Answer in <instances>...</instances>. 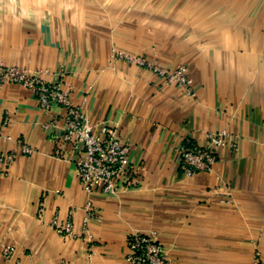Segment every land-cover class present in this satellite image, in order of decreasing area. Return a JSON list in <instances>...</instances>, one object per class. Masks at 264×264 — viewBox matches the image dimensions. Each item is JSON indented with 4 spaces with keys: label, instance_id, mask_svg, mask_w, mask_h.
<instances>
[{
    "label": "crops",
    "instance_id": "1",
    "mask_svg": "<svg viewBox=\"0 0 264 264\" xmlns=\"http://www.w3.org/2000/svg\"><path fill=\"white\" fill-rule=\"evenodd\" d=\"M122 54L184 65L195 95ZM0 62L45 70L129 147L124 189L86 193L65 107L1 85L0 264H128L132 232H153L172 264H264V0H0ZM221 129L211 168L185 174L181 149Z\"/></svg>",
    "mask_w": 264,
    "mask_h": 264
},
{
    "label": "built area",
    "instance_id": "2",
    "mask_svg": "<svg viewBox=\"0 0 264 264\" xmlns=\"http://www.w3.org/2000/svg\"><path fill=\"white\" fill-rule=\"evenodd\" d=\"M138 65H147L163 77L167 83L175 84L186 95L194 96L192 79L187 75L184 65L167 70L155 65H149L141 56L120 55ZM45 70L34 71L0 62V86L5 83L19 84L30 90L42 109H49L54 104L65 107L63 119V140L71 142L73 148L81 151L74 163L75 174L82 189L86 193L98 190L107 195L119 193L124 186L121 181L129 170V147L121 138L111 131L107 124L100 123L95 131L87 116L79 106L71 104L68 91L59 83L43 77ZM207 146H192L181 149L179 164L182 171L191 175L196 171L208 170L215 162L216 149L223 147L228 139L227 131L221 129L206 134ZM20 151L30 154L33 149L19 142ZM13 153L1 155L3 162H10ZM87 211L82 220V233L87 231V219L94 214L91 202L85 205ZM55 232L64 236H76L74 225L70 218L59 222L54 216L51 220ZM15 249L14 245L4 246L1 255L8 258ZM126 261L128 264H172L153 232H132L127 239ZM251 264H261L255 257Z\"/></svg>",
    "mask_w": 264,
    "mask_h": 264
}]
</instances>
